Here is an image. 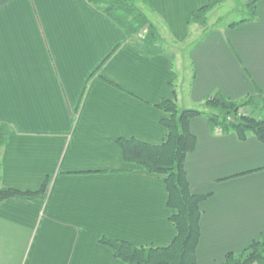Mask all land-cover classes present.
Returning a JSON list of instances; mask_svg holds the SVG:
<instances>
[{
  "label": "crops",
  "instance_id": "0c3cea01",
  "mask_svg": "<svg viewBox=\"0 0 264 264\" xmlns=\"http://www.w3.org/2000/svg\"><path fill=\"white\" fill-rule=\"evenodd\" d=\"M228 1L138 3L161 39L149 53L89 0H0L1 185L35 193L47 183L43 197L0 203V264H123L102 239L171 244L163 177L124 164L116 140L160 145L166 100L204 110L217 93L264 99V0L236 28L188 24L193 11L211 4L209 17ZM198 33L184 68L170 48ZM189 128V191L205 196L196 262L222 264L264 238V144L203 116Z\"/></svg>",
  "mask_w": 264,
  "mask_h": 264
},
{
  "label": "trees",
  "instance_id": "16d2710c",
  "mask_svg": "<svg viewBox=\"0 0 264 264\" xmlns=\"http://www.w3.org/2000/svg\"><path fill=\"white\" fill-rule=\"evenodd\" d=\"M145 0H89L123 30L128 38H138L141 47L149 53L158 51L161 39L157 29L139 9L138 3ZM260 0L245 3L247 18L228 25L236 28L253 20L256 4ZM214 8L208 4L193 11L189 25L195 24L204 29L208 26V14ZM221 21V20H220ZM219 20L215 24L218 26ZM204 110L177 109L172 100H166L158 108L166 114L160 121L166 131L165 140L160 145H150L135 139L116 140L120 148L121 161L134 165L151 175L163 177L167 195L169 218L175 229L171 244L164 248L135 247L124 241L102 239L100 242L110 247L113 256L123 264H197L196 249L200 239L199 205L205 196L190 193L184 169L185 159L193 152L196 138L189 128L191 120L205 117L215 131L232 133L239 141L249 136L264 144V99L259 96L247 97L242 101H232L220 94L205 99ZM250 108L251 113H240L242 108ZM259 111L258 115H255ZM7 129L0 126V148L4 144ZM46 182L38 192H20L1 185L0 203L9 199L31 200L43 197ZM222 264H264V238L253 241L239 253H228Z\"/></svg>",
  "mask_w": 264,
  "mask_h": 264
},
{
  "label": "rangeland",
  "instance_id": "374dc122",
  "mask_svg": "<svg viewBox=\"0 0 264 264\" xmlns=\"http://www.w3.org/2000/svg\"><path fill=\"white\" fill-rule=\"evenodd\" d=\"M247 1L248 0H229L227 3H225V5H223L220 9L214 11L211 14V16L208 17L210 24L211 25H213L214 23L216 24L218 20L219 21L221 20L220 22L222 23V25L225 26L231 23L239 22L247 18L248 14L245 9V3ZM211 25L207 27L210 28ZM201 34L202 33L200 34L198 33L197 35H194L189 40V42L185 43L184 45L177 46V47L175 46V48H172V47L170 48L169 52H171L174 56L181 59V62H183L182 65L184 66V68L187 66V58H186L187 52L192 47V45L195 43V41L198 40ZM239 112L242 114L244 113L250 114L251 109L245 107V108H242ZM254 114L257 115L258 113L254 112Z\"/></svg>",
  "mask_w": 264,
  "mask_h": 264
}]
</instances>
